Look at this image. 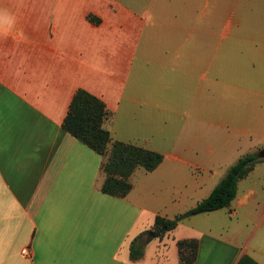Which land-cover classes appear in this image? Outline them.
I'll use <instances>...</instances> for the list:
<instances>
[{
	"label": "crops",
	"instance_id": "crops-1",
	"mask_svg": "<svg viewBox=\"0 0 264 264\" xmlns=\"http://www.w3.org/2000/svg\"><path fill=\"white\" fill-rule=\"evenodd\" d=\"M29 1L30 12L24 0L0 1V264H264V192L251 186L208 212H224L225 234L180 239L198 240L194 262L169 254L170 232L157 260H133L131 192L102 193L105 157L63 129L78 90L99 98L114 141L164 155L147 172L156 199L195 207L218 185L196 171L213 174L217 151L237 162L264 139V17L255 31L238 26L235 40L249 36L253 48L232 65L231 34L216 38L231 23L215 0L204 18L194 0H128L129 22L142 25L127 50L112 31L121 0ZM201 139L213 140L202 156Z\"/></svg>",
	"mask_w": 264,
	"mask_h": 264
},
{
	"label": "rangeland",
	"instance_id": "rangeland-1",
	"mask_svg": "<svg viewBox=\"0 0 264 264\" xmlns=\"http://www.w3.org/2000/svg\"><path fill=\"white\" fill-rule=\"evenodd\" d=\"M3 1V0H0ZM197 1L194 8V18H204L208 15V13L212 9L211 0L210 5H208V0H194ZM29 0H24V8L25 12H30L28 8ZM216 8H215V16L224 18V22H230L231 28L229 31L225 30V23H221L217 25V39H220L223 34H231V39L229 42L232 44V65L238 62H245L241 58V53L245 54L246 56L250 57L251 52L247 51L252 49L253 46L248 44L250 39L249 36L246 38L240 37L238 41L235 40L234 32H237V28L241 25L244 29L245 33L250 31L249 28H252L255 31L257 28L263 26L262 20L261 22L256 25L255 21L258 18L262 19L264 17V0H215ZM128 0H121V10L120 15L117 19V24L113 25L112 31L114 33L117 32L118 38V49L127 50L130 43H132L131 39L134 38L140 31V27L142 22H129L131 20V14L128 12ZM125 4V5H124ZM0 10H8V9H0ZM18 15L20 14V8H18ZM243 19L245 21H241ZM240 22H245V24H240ZM251 23V24H249ZM264 27V26H263ZM263 32V31H261ZM44 46H51L49 41L41 40L40 41ZM239 44L238 47L237 45ZM115 47V45H114ZM186 92L191 94L192 88H185ZM179 94L182 95V92ZM187 112L192 113V110H187ZM185 137V135H184ZM219 137V136H217ZM199 138H197V141ZM213 140L209 139L208 143L201 142L199 143L200 151L198 152L200 156L204 155V150L207 147H211V142ZM255 141V151L253 152L257 154L260 150L264 149V139H254ZM217 146V141L216 145ZM110 151V146L108 147ZM217 161L215 162V166L213 168V174L211 172L205 173L204 171H196L197 176H207L209 179V188L218 184L221 178L225 175L228 168L236 162V159L233 157L225 158L220 155H223L225 152L220 153L217 151ZM215 153V154H216ZM250 152L247 151L244 154H249ZM182 154V152H179ZM243 154V155H244ZM107 159V157L105 158ZM159 173V172H158ZM156 175H159V174ZM153 174L147 173L144 169L139 168L137 169L133 175L130 177V182L132 184L133 190L130 191V199L136 202V209H135V221L133 224V240L138 239V244L141 245L143 249L144 255L147 259L153 258L157 260L159 255L162 254V246H161V238L154 237L152 231L156 230V217L163 216L167 218H174L177 214H182L190 210V206L188 205L192 200H182L177 199L178 207L174 210H169L164 208V204L171 209V206H176L172 204L173 201L171 199L167 200L165 196H161L162 200L156 199V196L162 195L161 192H156L153 188L150 190L148 188V179L147 177L152 176ZM155 175V176H156ZM106 177V175L104 174ZM238 189L240 191L243 190L244 187L251 186L259 188L261 192H264V160L257 162L255 169L251 174L239 184ZM163 195H165L163 193ZM162 203V205H161ZM160 208V209H159ZM224 212H215V213H205L200 214L199 216H191L183 221L180 222L177 229L173 230L169 234H167L163 241L167 242L169 245V254L174 256L177 254V246L176 241L182 238L191 237L199 235L201 231H208L212 230V233L215 234H225V228L227 226L226 221L224 220ZM227 218L230 220L231 218L227 215ZM125 254V252L123 253Z\"/></svg>",
	"mask_w": 264,
	"mask_h": 264
},
{
	"label": "trees",
	"instance_id": "trees-1",
	"mask_svg": "<svg viewBox=\"0 0 264 264\" xmlns=\"http://www.w3.org/2000/svg\"><path fill=\"white\" fill-rule=\"evenodd\" d=\"M93 21V18H91ZM111 113L105 103L87 91L76 92L69 111L63 122V129L100 156L107 157L102 167L106 175L101 192L115 198H125L132 189L130 177L142 168L152 172L164 161L163 154L142 147L114 141L111 133L104 127ZM110 146V151L109 147ZM255 153H250L228 170L225 177L213 189L211 194L195 207L174 218L156 217L154 237L163 238L175 230L181 221L195 215L228 208L237 195L238 184L255 168L257 162L263 161ZM138 239L131 244V258L138 260L144 252ZM179 257L186 263L195 261L198 254L197 239H183L176 243Z\"/></svg>",
	"mask_w": 264,
	"mask_h": 264
},
{
	"label": "water",
	"instance_id": "water-1",
	"mask_svg": "<svg viewBox=\"0 0 264 264\" xmlns=\"http://www.w3.org/2000/svg\"><path fill=\"white\" fill-rule=\"evenodd\" d=\"M256 155H257L260 159H264V149L260 150Z\"/></svg>",
	"mask_w": 264,
	"mask_h": 264
},
{
	"label": "built area",
	"instance_id": "built-area-1",
	"mask_svg": "<svg viewBox=\"0 0 264 264\" xmlns=\"http://www.w3.org/2000/svg\"><path fill=\"white\" fill-rule=\"evenodd\" d=\"M28 252H29V249H28V248H25V249H23V253H24V254H26V255H27V254H28Z\"/></svg>",
	"mask_w": 264,
	"mask_h": 264
}]
</instances>
